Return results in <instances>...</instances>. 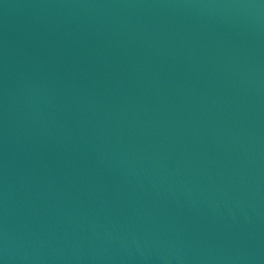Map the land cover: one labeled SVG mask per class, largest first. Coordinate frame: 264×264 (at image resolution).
Listing matches in <instances>:
<instances>
[{
	"label": "water",
	"instance_id": "95a60500",
	"mask_svg": "<svg viewBox=\"0 0 264 264\" xmlns=\"http://www.w3.org/2000/svg\"><path fill=\"white\" fill-rule=\"evenodd\" d=\"M0 176L87 264H264V0H0Z\"/></svg>",
	"mask_w": 264,
	"mask_h": 264
}]
</instances>
